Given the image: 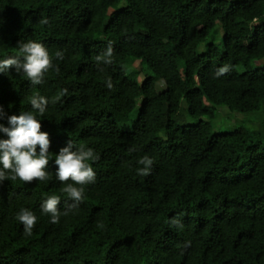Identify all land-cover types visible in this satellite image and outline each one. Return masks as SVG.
<instances>
[{"label": "trees", "instance_id": "obj_1", "mask_svg": "<svg viewBox=\"0 0 264 264\" xmlns=\"http://www.w3.org/2000/svg\"><path fill=\"white\" fill-rule=\"evenodd\" d=\"M27 40L53 67L39 85L0 72V124L34 111L33 95L49 101L37 118L50 178L0 182V264H264V63L253 65L264 58V0H0V59ZM109 45L112 63H98ZM219 106L249 123L215 130ZM69 141L96 157L75 207L55 176ZM51 195L55 224L41 210ZM21 208L37 217L31 235Z\"/></svg>", "mask_w": 264, "mask_h": 264}, {"label": "clouds", "instance_id": "obj_2", "mask_svg": "<svg viewBox=\"0 0 264 264\" xmlns=\"http://www.w3.org/2000/svg\"><path fill=\"white\" fill-rule=\"evenodd\" d=\"M41 24H48L47 19H41ZM19 52L15 56L0 59V72L9 68H15L17 73H23L32 85H39L44 82L45 73L53 67L52 58L47 48L35 40L19 42ZM56 57L63 59L62 52H56ZM113 49L109 45L105 53L97 56V62L105 64L112 63ZM58 72L59 69L57 68ZM229 71L227 65L218 70V75ZM107 86L112 87L111 80H107ZM55 102V101H53ZM49 101L39 94L30 97V105L34 111H24L19 115L7 116L8 126L0 124V132L6 134L7 139H0V182L19 178L27 184L33 181H47L50 177L46 171L49 163V134L41 131V123L37 114L43 115ZM4 117L0 111V119ZM39 148V150H37ZM73 144L69 141L67 146L61 147L55 154L56 165L55 176L64 187L61 189L68 198L75 203L72 207L78 206L84 199V185L95 180V172L88 163L94 160L93 149L80 145L75 151ZM134 150V149H133ZM144 165L138 169L139 174L147 175L148 169L152 165V159L145 155L138 161ZM71 181V183H69ZM77 185L79 187H77ZM60 197L56 195L48 196L41 204L44 214L50 215L51 223H58L60 212L58 205ZM17 219L23 224L25 235H31L37 222L36 215L29 209L21 208L17 213Z\"/></svg>", "mask_w": 264, "mask_h": 264}, {"label": "rangeland", "instance_id": "obj_3", "mask_svg": "<svg viewBox=\"0 0 264 264\" xmlns=\"http://www.w3.org/2000/svg\"><path fill=\"white\" fill-rule=\"evenodd\" d=\"M217 26L218 25H216V27ZM203 48H204V45H203V43H201L198 46V50L199 51H202ZM262 63H264V58L261 59V60L254 61L253 62V65H256L257 66V65H261ZM129 66H130L129 67L130 69L138 70L137 80L139 82H141L142 79H143V77H144V75H145V73H147L146 70L141 69V66H142L141 62L138 61V60H135ZM161 86H162V81L157 80V82H156V88L158 90H160L162 88ZM218 110L220 112V116L221 117L218 118L217 121H216V124L217 125L214 128L215 130H217L219 128H222V129H225V128L236 129V128L240 127V126H243L244 124H248L249 123V122H247L245 120L246 116H244L243 114H241L239 112H232V113H229V114H225L224 115V113L222 112L221 106H219V109ZM180 113L184 117V119H183L184 122L191 123V124L195 122V120L186 113L185 105H181V107H180Z\"/></svg>", "mask_w": 264, "mask_h": 264}]
</instances>
